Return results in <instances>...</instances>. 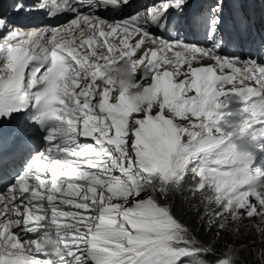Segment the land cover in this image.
Returning <instances> with one entry per match:
<instances>
[{
    "label": "snow or ice",
    "instance_id": "1",
    "mask_svg": "<svg viewBox=\"0 0 264 264\" xmlns=\"http://www.w3.org/2000/svg\"><path fill=\"white\" fill-rule=\"evenodd\" d=\"M191 7L12 3L58 25L0 12V170L24 161L0 191V264H245L252 250L199 234L264 223V39L225 32L226 0Z\"/></svg>",
    "mask_w": 264,
    "mask_h": 264
},
{
    "label": "rangeland",
    "instance_id": "2",
    "mask_svg": "<svg viewBox=\"0 0 264 264\" xmlns=\"http://www.w3.org/2000/svg\"><path fill=\"white\" fill-rule=\"evenodd\" d=\"M236 6L239 12L243 15V5L245 4V0H236ZM250 8L254 7V15L249 18L250 23L247 22V19L242 17L244 23L243 26H247V24L251 25L253 30L257 36H261L264 39V32L258 25L259 18H262L261 7L264 6L262 0H248ZM264 10V7H262ZM252 10V9H251ZM246 23V24H245ZM249 29V26H247ZM257 226L264 227V223H262L259 218H245L241 224H236L235 222H231V227L227 231L219 230L220 237H217V230H215L214 238L216 240H221L226 243L228 246H234L237 249H240L242 246L250 249H254L259 254L262 250V236L257 233Z\"/></svg>",
    "mask_w": 264,
    "mask_h": 264
},
{
    "label": "trees",
    "instance_id": "3",
    "mask_svg": "<svg viewBox=\"0 0 264 264\" xmlns=\"http://www.w3.org/2000/svg\"><path fill=\"white\" fill-rule=\"evenodd\" d=\"M175 210H176L177 215L181 216L189 224H192V223H196V224H200V225L205 224V221L199 219V217L196 215L197 210L195 208H192V209H189L187 207L182 208L179 200L176 201ZM200 213L203 214V208L202 207H200ZM214 231L215 230L211 231L210 233L201 231L199 235H200L201 239H205L209 242H215V244L218 247L227 245L226 243L222 242L221 240H216L214 238V235H215ZM261 241H262V250H261V252H262V251H264V236H262ZM247 249L252 250V251H250L247 255L241 254V258L245 260V264H247L248 260L254 259L256 256H259V254L261 253L260 252L258 254L257 251L254 249H250V248H247ZM252 252L255 253V256H253Z\"/></svg>",
    "mask_w": 264,
    "mask_h": 264
},
{
    "label": "bare ground",
    "instance_id": "4",
    "mask_svg": "<svg viewBox=\"0 0 264 264\" xmlns=\"http://www.w3.org/2000/svg\"><path fill=\"white\" fill-rule=\"evenodd\" d=\"M191 5H192V7H191L190 11H193L194 9H197V10H198V7H199V0H191ZM233 7H234V6H233ZM228 10H229L230 13L233 11V9H232V8H229V7H228ZM239 13H240V12H239V10H238V14H239ZM227 17H228V12H227V9H226V19H227ZM236 27H237L238 31H240L239 27H238V26H236ZM249 33H250V30L247 29V35H249ZM254 39H257V41H259V40H261L262 38H258V36L255 35V36H254ZM254 39H253V40H254Z\"/></svg>",
    "mask_w": 264,
    "mask_h": 264
}]
</instances>
